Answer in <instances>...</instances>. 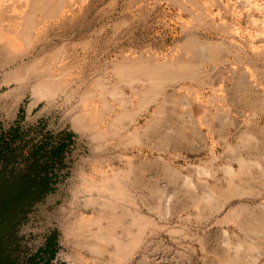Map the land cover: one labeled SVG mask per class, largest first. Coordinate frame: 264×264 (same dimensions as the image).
Listing matches in <instances>:
<instances>
[{
  "label": "rangeland",
  "instance_id": "374dc122",
  "mask_svg": "<svg viewBox=\"0 0 264 264\" xmlns=\"http://www.w3.org/2000/svg\"><path fill=\"white\" fill-rule=\"evenodd\" d=\"M56 1L54 17L31 32L42 38L27 64H6L0 52V139L11 150L19 143L25 167L36 147L66 144L51 159L52 190L26 208L13 256L45 264L54 238L50 264H264V0ZM50 33L66 45L43 51ZM62 57L74 61L63 74ZM180 58L179 76L128 123L152 90L118 67ZM83 67L85 101L74 97L68 120L85 132L69 122L59 131L62 101L28 97L60 82L76 89L71 72ZM112 207L136 219L123 256L92 250L96 237H114Z\"/></svg>",
  "mask_w": 264,
  "mask_h": 264
},
{
  "label": "crops",
  "instance_id": "0c3cea01",
  "mask_svg": "<svg viewBox=\"0 0 264 264\" xmlns=\"http://www.w3.org/2000/svg\"><path fill=\"white\" fill-rule=\"evenodd\" d=\"M15 3L17 5L16 7L14 5ZM60 3H61L60 1H56V0H22V2L21 0H17V2L16 0H13V2H11V0H6V1L0 0V52L3 54V58L6 64H27V56L32 52L30 48L31 44L34 43V39L38 37L40 39L42 38L41 34L38 37L37 36L35 37L36 34L32 36L31 33L33 32L32 30L33 29L35 30L36 29L35 27L38 28L41 25L45 24L48 20L47 17L49 18L54 17ZM5 4L7 5L5 6ZM38 13L41 14L39 15ZM37 16L40 17L38 18ZM8 31L10 33H7ZM50 34L51 37H49L48 40L49 44L47 46L52 47V49L49 50L43 49V51H51L56 49L57 47L62 49V47L66 45V43L64 42H61L60 44L57 43L60 41H58L56 34L54 33H50ZM53 36H56L55 42L51 40ZM62 58L61 60L59 59L57 62L54 63V64L62 65L61 74L67 71L68 68L70 69V66L71 65L73 66L74 64L73 60H68L66 58L62 59ZM41 64H50V61H42ZM61 65H60V69H61ZM66 65L68 66L66 67ZM71 74H73V76L75 74L79 76L76 80L77 83H75L76 89H73L72 87L62 88L60 87V85L63 84V82H60V84L58 82L59 87L56 90L46 88V92L44 91L42 92L41 90L40 93L36 92L34 95H30L28 99L29 101H35L36 103L44 102L46 100H55V102L57 100L62 101V103L58 102L57 106L55 107L60 110L59 115L63 117L62 118L63 122H60L61 124L60 123L58 124L59 131L66 128V123L68 124L69 122L70 125L69 128L71 130L82 131L83 133L85 132L84 129L85 124H83V129H82L78 121L73 122L71 120L70 122V119L68 120V118H72L75 115L73 105L71 104L72 101L74 100V97L78 96L79 100L85 101V67H83L81 72L77 70L76 73L72 71ZM17 83L22 84L20 80H18ZM45 84H47V82L41 81L42 86ZM43 108L45 109L44 106ZM79 110L80 111L77 112L78 114L76 113L77 114L76 116L85 117V105ZM42 112L43 110L39 112V114L37 115L41 116Z\"/></svg>",
  "mask_w": 264,
  "mask_h": 264
},
{
  "label": "trees",
  "instance_id": "16d2710c",
  "mask_svg": "<svg viewBox=\"0 0 264 264\" xmlns=\"http://www.w3.org/2000/svg\"><path fill=\"white\" fill-rule=\"evenodd\" d=\"M66 144L60 143L53 147L52 151L45 152L46 145L36 147L32 155V163L24 175L12 179L0 180V264H19L6 253L7 243L2 239L3 223L10 218L13 209L38 200L52 190V179L48 176L51 171V159L60 161ZM49 155L50 161H44L43 157ZM43 160V161H42ZM55 239L49 240L45 250L46 263L54 257Z\"/></svg>",
  "mask_w": 264,
  "mask_h": 264
},
{
  "label": "bare ground",
  "instance_id": "6f19581e",
  "mask_svg": "<svg viewBox=\"0 0 264 264\" xmlns=\"http://www.w3.org/2000/svg\"><path fill=\"white\" fill-rule=\"evenodd\" d=\"M6 1V0H5ZM62 1V0H61ZM11 2H13V0H11ZM17 2V0H16ZM22 2V0H21ZM66 2V1H65ZM49 3V2H48ZM47 3V4H48ZM67 3V2H66ZM22 4V3H21ZM72 4V3H71ZM7 4H5L6 6ZM15 7L17 6L16 3L14 4ZM42 5V4H41ZM67 5V4H66ZM21 6V5H20ZM13 7V8H15ZM41 7V6H40ZM47 7V6H46ZM65 7V6H64ZM67 7V6H66ZM4 8V7H2ZM21 8V7H20ZM68 9V8H66ZM40 11V10H39ZM36 16V15H35ZM34 18V17H33ZM44 19V17H43ZM39 23V22H38ZM37 23V24H38ZM36 24V23H35ZM16 27V26H14ZM11 30V29H10ZM15 30V29H14ZM13 31V30H12ZM18 31V30H17ZM33 31V30H32ZM7 33H10L9 31ZM18 33V32H17ZM4 34V32H3ZM192 39V38H191ZM27 42V41H26ZM209 43V42H207ZM191 45V44H190ZM212 46V45H211ZM214 48V47H213ZM212 48V49H213ZM217 49V48H216ZM205 51V57L209 58L212 56V53H214V50H209V49H203ZM63 51V50H62ZM50 52V51H49ZM12 55V54H11ZM62 55V54H61ZM59 56V55H58ZM57 56V57H58ZM191 56V54H190ZM48 58V55H47ZM53 58V57H51ZM49 59V58H48ZM47 59V60H48ZM58 59V58H57ZM54 60V58H53ZM194 61V60H193ZM41 62V61H40ZM142 62H140V60L138 61V65L136 67H134L131 71L126 70V68L120 66L118 67V72L122 75H134L135 73H138L139 75H143L146 79V82L151 86V92H150V96L146 97L147 95H144L143 98L140 99L139 102V107L137 110H135L134 112H131L128 115V123L131 122L132 118L137 115L140 112H145L148 110V104L151 103L152 101L155 100V97L157 96V94L159 93L163 82L167 81L168 79H170L171 77L173 78L174 75H178L180 74L179 70L180 68H182V66H185V62L180 58L174 65V63H172L173 65H163V66H142L141 65ZM145 64V63H143ZM42 65V64H41ZM44 65V64H43ZM48 65V64H47ZM46 66V65H45ZM118 66V65H117ZM38 67V66H37ZM42 67V66H41ZM174 67L176 68V70H178L176 72V70L174 69ZM44 68V67H43ZM45 69V68H44ZM41 70V69H40ZM38 72V71H37ZM40 72V71H39ZM48 75V74H47ZM189 75V74H188ZM46 76V75H45ZM136 76V75H134ZM179 76V75H178ZM135 78V77H134ZM177 79V78H176ZM50 80V79H49ZM170 81V80H169ZM133 82V81H132ZM57 85V83H56ZM50 89V88H49ZM38 91V90H37ZM148 93V91H147ZM145 94V93H144ZM123 120V119H122ZM121 123V121H120ZM119 125V124H118ZM124 125V124H123ZM117 126V125H116ZM138 134V133H137ZM136 138V135L133 136L134 139ZM139 164V162H138ZM207 198V197H206ZM219 205V204H218ZM109 207V206H108ZM113 209V214L110 215L109 218L112 219H116L119 222V225H112V229L114 230L113 235L114 237L112 238H107L103 240V238L101 237H96L97 241L95 246L92 247V250L96 253H101V252H108V253H116L120 256H123L127 253H129L132 249L133 246L135 245L133 242H129L126 241L127 236L133 231V224L136 221L135 217H125L123 218L122 216H120V212H119V208L118 207H112ZM111 209V208H110ZM72 213V212H71ZM70 213V214H71ZM103 220V219H102ZM112 222V221H111ZM108 224V223H107ZM139 227V226H138ZM98 228V227H97ZM109 228V227H108ZM94 229V228H93ZM95 230V229H94ZM108 230V229H107ZM109 232V231H108ZM110 233V232H109ZM129 240V239H128ZM107 243V248L105 247L104 249L101 248L100 244L98 243ZM104 246V245H103ZM95 253V254H96ZM167 253V252H166ZM173 256V254H172ZM126 257V256H125ZM81 258V257H80ZM78 259V258H76ZM80 260V259H79ZM78 262V261H77ZM155 262V261H154ZM156 263V262H155ZM158 263V262H157Z\"/></svg>",
  "mask_w": 264,
  "mask_h": 264
},
{
  "label": "flooded vegetation",
  "instance_id": "af4514ba",
  "mask_svg": "<svg viewBox=\"0 0 264 264\" xmlns=\"http://www.w3.org/2000/svg\"><path fill=\"white\" fill-rule=\"evenodd\" d=\"M7 141V140H6ZM17 148L11 150L8 142H4V139H0V180L1 179H12L15 177H20L27 173L31 163V158H28L29 161L28 167H25L26 157L23 149L19 147V143L15 144ZM50 177V174L48 175ZM29 203L19 205V207L12 210L10 218H6L3 223V233L2 239L7 243L6 253L10 255L12 259H15L19 264V260L13 256L11 253L12 248H16L17 242V233L18 226L20 225L22 218L25 217L27 211L26 208L29 207ZM31 264H33V259H31Z\"/></svg>",
  "mask_w": 264,
  "mask_h": 264
}]
</instances>
